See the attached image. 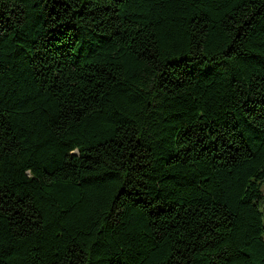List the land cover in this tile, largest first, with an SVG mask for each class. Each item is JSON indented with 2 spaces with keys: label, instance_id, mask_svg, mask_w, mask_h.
I'll return each instance as SVG.
<instances>
[{
  "label": "trees",
  "instance_id": "16d2710c",
  "mask_svg": "<svg viewBox=\"0 0 264 264\" xmlns=\"http://www.w3.org/2000/svg\"><path fill=\"white\" fill-rule=\"evenodd\" d=\"M0 264H264V0H0Z\"/></svg>",
  "mask_w": 264,
  "mask_h": 264
}]
</instances>
